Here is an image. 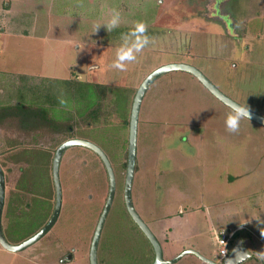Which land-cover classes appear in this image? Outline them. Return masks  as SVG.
<instances>
[{
    "label": "rangeland",
    "instance_id": "374dc122",
    "mask_svg": "<svg viewBox=\"0 0 264 264\" xmlns=\"http://www.w3.org/2000/svg\"><path fill=\"white\" fill-rule=\"evenodd\" d=\"M116 12L120 24L109 32L105 24ZM138 21L146 23L151 42L142 52L133 49L137 61L127 71L112 68L117 51L136 43L132 29ZM96 25L101 26L95 32ZM170 63L197 67L227 97L264 116V0H0L2 222L10 243H20L23 234L40 230L51 218L54 154L61 143L79 137L107 154L117 180L98 263L153 264L154 247L124 203L130 115L144 79ZM93 84L102 99L96 118L88 119L79 108L95 100L92 92L85 94ZM230 111L185 70L161 74L144 96L132 198L168 249L166 259L177 256L173 237L183 234L188 249L196 242L186 229L169 226L182 206L184 220L190 210L205 211L206 226L202 220L196 236L202 248L193 250L218 264L224 261L215 231L230 233L254 218L234 239H243L252 254L241 264H264L253 243L264 251V125L245 119L238 132H229ZM60 179L63 201L56 224L21 251L0 243V264H91V243L109 192L106 166L92 149L73 145L63 153ZM22 190L29 191L25 199L32 203L25 213L14 202ZM35 197L47 200L45 209ZM209 224L217 228L208 231ZM173 264L205 262L188 253Z\"/></svg>",
    "mask_w": 264,
    "mask_h": 264
},
{
    "label": "water",
    "instance_id": "95a60500",
    "mask_svg": "<svg viewBox=\"0 0 264 264\" xmlns=\"http://www.w3.org/2000/svg\"><path fill=\"white\" fill-rule=\"evenodd\" d=\"M170 70H185L188 72L193 73L195 76H197L216 96H218L221 100H223L228 105H241L237 103L236 101L232 100L231 98L227 97L225 94H223L217 87L213 85L211 81L195 66L187 64V63H170L167 65H163L159 67L158 69L154 70L150 75H148L144 81L139 86L134 102L132 105V111H131V118H130V139H129V147H128V163H127V175H126V183H125V202L127 205V208L129 210V213L135 220V222L139 225V227L143 230V232L146 234L150 242L152 243L154 250H155V260L153 264H173L174 262L181 259L184 255L188 253H195L198 255L205 264H218L216 261L209 259L203 255L200 254L199 251L188 249L184 250L181 254L177 255L174 258L166 259L164 257L163 253V247L159 239L156 237V235L153 233V231L150 229V227L145 223V221L141 218L137 210L135 209L133 198H132V186H133V180H134V174H135V167H136V161H137V137H138V122H139V115L141 110V105L144 99V96L149 89L150 85L155 81L161 74L168 72ZM250 110V109H249ZM251 112V119L261 123L264 125V116L250 110ZM73 145H83L86 146L93 151H95L98 155H100L101 159L103 160L108 174L110 178V190L109 195L107 198L106 205L104 207V210L101 214L100 220L98 222L92 244H91V250H90V261L91 264H99L98 263V246L100 242V237L102 230L104 228L106 219L108 217V214L111 210V207L113 205L115 195H116V189H117V180L115 176V172L112 166V163L107 156V154L95 143H93L90 140L83 139V138H71L63 143H61L58 148L56 149V152L54 154L53 158V178L56 188V205L53 211V214L49 221L34 235L30 236L29 238L25 239L24 241L18 243V244H12L10 243L4 234L3 230V211L5 206V197H6V182H5V173L4 170L0 164V243L5 247L6 249H9L13 252L21 251L30 245L36 243L38 240H40L42 237H44L56 224V222L59 219L61 209H62V201H63V190L61 185V179H60V164L61 159L63 156L64 151ZM243 253H247V257L243 255ZM251 253L246 249V247L243 245L242 239H238L236 241L235 246L233 247L231 253L227 255L223 261L224 264H241L242 262L246 261L251 257ZM237 258V259H236Z\"/></svg>",
    "mask_w": 264,
    "mask_h": 264
},
{
    "label": "clouds",
    "instance_id": "9594fccd",
    "mask_svg": "<svg viewBox=\"0 0 264 264\" xmlns=\"http://www.w3.org/2000/svg\"><path fill=\"white\" fill-rule=\"evenodd\" d=\"M120 24V14L116 12L112 18L105 24L107 30L110 32ZM101 25L95 26V32L100 28ZM147 25L142 21L135 23L132 29V34L136 36V43L133 47L124 49L121 47L116 53V59L111 64V67L119 71H127V66L130 63L136 62L137 57L133 55V49L136 52H142L143 49L151 42V38L146 35ZM63 104L64 101L62 100ZM251 112L248 106L244 105H231V111L229 112L226 119V127L229 132L236 133L240 129V123L242 120L251 119ZM264 235V232H262ZM247 257V253H243ZM237 259V258H236ZM257 259L264 261V251L257 252Z\"/></svg>",
    "mask_w": 264,
    "mask_h": 264
},
{
    "label": "crops",
    "instance_id": "0c3cea01",
    "mask_svg": "<svg viewBox=\"0 0 264 264\" xmlns=\"http://www.w3.org/2000/svg\"><path fill=\"white\" fill-rule=\"evenodd\" d=\"M261 208H262V210H264V205L263 206H261ZM199 209V208H198ZM191 212H189L188 213V215L186 216V218H185V220L183 219V217L181 216L182 214H184V211H182V206H179L178 207V209H177V212H175V214H173V217H175L174 219H177V220H174V221H172V223H171V225H169L170 226V228L171 227H176V228H182L183 230L184 229H186V231L187 232H189V235L187 236V238L189 237V238H193V239H196V242L194 243V244H192V249H194L195 248V246H199L200 248H198L197 250H199L200 251V249L202 248L201 247V243H200V239L199 238H197L198 236V234H200L201 233V228H200V226H201V221L203 220V222H204V224L202 225V227L204 228L205 226H206V217H205V211L203 210V211H196V212H194V211H192V210H190ZM172 217V218H173ZM262 219H257V221L256 222H258V221H260V222H262L261 221ZM252 221L254 222V218H252V219H250V220H246V221H244V222H240L239 224H238V226H236L234 229H232V231L233 232H236V231H238L239 229H242V228H244V226H245V224H247V225H250V224H252ZM256 222H255V225H256ZM244 223V224H243ZM211 228H214V229H216L217 227L215 226V224H209L208 225V227H207V229H208V231L211 229ZM181 229V230H182ZM222 230H225V229H220L219 231H222ZM217 231V230H216ZM215 231V240H216V234L219 232H216ZM251 232L253 233V235L252 236H254L257 240H258V237L257 236H255V235H257L256 234V230H254V228H252L251 229ZM180 234V233H179ZM255 234V235H254ZM197 236V237H196ZM184 238H185V236L183 235V234H180V236H177V237H173V245H177V247L176 248H178V252H176V248H173L174 250H175V253H174V255L173 256H175V255H178V253H180L181 251H183V250H185V249H188V246L187 245H184ZM239 239H241V238H239ZM238 240V239H237ZM242 241H243V245L246 247V249L248 250V251H250L249 250V248L244 244V240L242 239ZM254 243V245L256 246L255 247V249L254 250H256V251H258V252H261L259 249H258V246H257V244H258V242H253ZM174 247V246H173ZM163 250L164 251H166V253L168 254V249H165V246L163 245ZM173 253V252H172ZM169 255V254H168ZM170 256V255H169ZM172 256V257H173Z\"/></svg>",
    "mask_w": 264,
    "mask_h": 264
},
{
    "label": "trees",
    "instance_id": "16d2710c",
    "mask_svg": "<svg viewBox=\"0 0 264 264\" xmlns=\"http://www.w3.org/2000/svg\"><path fill=\"white\" fill-rule=\"evenodd\" d=\"M89 85H90V83L88 84V85H86L87 87H89ZM92 86V85H91ZM94 87V84H93V86H92V88ZM79 88H81L80 86H79ZM83 89V88H82ZM84 90V89H83ZM85 92V91H84ZM92 92V93H91ZM80 93H81V91H80ZM89 93H91L92 95L94 94L95 96H94V99L95 100H92L91 102L90 101H87V103H88V105L87 106H85V108H83V109H80L79 108V115H81V116H86V118H88V119H92V118H96V116L98 115V108L97 107H95L96 105H98L99 104V100L100 99H102V94L100 93V92H98L97 91V88L95 89V88H93V90H88L87 91V93L85 92V94H89ZM86 97H83V99H85ZM20 115H22V114H20ZM40 115H41V119L43 120V118H45V114H43L42 112L40 113ZM25 117H27V114H25L24 113V115H22V118H25ZM37 117V116H36ZM29 118V117H28ZM49 120H55L54 118H52V117H49L48 118ZM57 121V120H56ZM28 125V124H27ZM71 128V127H70ZM26 151H29V149H26ZM25 151V152H26ZM32 151V150H31ZM23 192H22V194H21V192H20V195H18V196H15V198H14V202H15V204H16V206H17V209H19V213H25V212H27V208H29L30 207V205H32V203H30L29 201H27L26 199H25V196H26V194L25 193H28L27 191H24V190H22ZM33 194H35V193H33ZM36 196H38L37 194H36ZM31 198V197H30ZM35 198H37V197H35ZM18 199L20 200V201H18ZM38 200H40L43 204H44V209H45V207H46V203H47V200H45V199H41V198H37V201L36 200H34L35 202H36V204H37V207L39 206V204H40V202H38ZM32 202H33V200H32ZM20 206V207H19ZM25 206V207H24ZM43 217V216H42ZM37 231H39V229L38 230H33L32 231V233H27V234H23L22 236V238H20V242H22V241H24L25 239H27V238H29L30 236H32V235H34ZM17 236L16 237H19V236H21V234H16ZM16 240H17V238H16Z\"/></svg>",
    "mask_w": 264,
    "mask_h": 264
},
{
    "label": "built area",
    "instance_id": "2783aa9c",
    "mask_svg": "<svg viewBox=\"0 0 264 264\" xmlns=\"http://www.w3.org/2000/svg\"><path fill=\"white\" fill-rule=\"evenodd\" d=\"M234 235H235V232L232 231L230 233H227L225 230L219 231L216 234V241L218 245L220 246V255L222 259H224L227 255H229L233 247L235 246L237 240L234 239ZM232 242H233L232 244L233 247L231 249L229 247Z\"/></svg>",
    "mask_w": 264,
    "mask_h": 264
},
{
    "label": "flooded vegetation",
    "instance_id": "af4514ba",
    "mask_svg": "<svg viewBox=\"0 0 264 264\" xmlns=\"http://www.w3.org/2000/svg\"><path fill=\"white\" fill-rule=\"evenodd\" d=\"M131 111H132V109H131ZM130 118H131V115H130ZM130 131V130H129ZM73 138H79V137H73ZM71 139V138H70ZM129 139H130V133H129ZM127 163H128V159H127ZM136 164H137V161H136ZM52 166H53V162H52ZM106 170H107V168H106ZM135 171H136V167H135ZM107 173H108V171H107ZM126 175H127V167H126ZM116 176V175H115ZM52 178H53V169H52ZM108 178H109V174H108ZM125 183H126V178H125ZM53 185H54V187H55V183H54V178H53ZM124 189H125V187H124ZM109 190H110V178H109ZM116 193H117V189H116ZM55 195H56V188H55ZM108 195H109V192H108ZM108 198V197H107ZM115 198H116V195H115ZM5 199H6V197H5ZM115 200V199H114ZM106 202H107V200H106ZM124 203H125V205H126V202H125V193H124ZM55 205H56V199H55ZM105 205H106V203H105ZM105 207V206H104ZM55 208V207H54ZM112 208V207H111ZM126 208H127V205H126ZM103 210H104V208H103ZM54 211V210H53ZM127 211L129 212V210H128V208H127ZM103 212V211H102ZM102 214V213H101ZM109 215V214H108ZM52 216V215H51ZM100 217H101V215H100ZM99 220H100V218H99ZM99 222V221H98ZM97 225H98V223H97ZM96 228H97V226H96ZM95 231H96V229H95ZM94 234H95V232H94ZM93 237H94V235H93ZM93 240V239H92ZM92 244V243H91Z\"/></svg>",
    "mask_w": 264,
    "mask_h": 264
},
{
    "label": "bare ground",
    "instance_id": "6f19581e",
    "mask_svg": "<svg viewBox=\"0 0 264 264\" xmlns=\"http://www.w3.org/2000/svg\"><path fill=\"white\" fill-rule=\"evenodd\" d=\"M9 250V249H8ZM9 251H11V250H9Z\"/></svg>",
    "mask_w": 264,
    "mask_h": 264
}]
</instances>
